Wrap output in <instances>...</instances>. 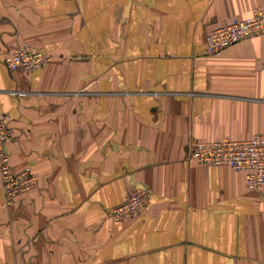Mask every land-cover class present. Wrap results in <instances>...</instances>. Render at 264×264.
Masks as SVG:
<instances>
[{
  "label": "crops",
  "instance_id": "1",
  "mask_svg": "<svg viewBox=\"0 0 264 264\" xmlns=\"http://www.w3.org/2000/svg\"><path fill=\"white\" fill-rule=\"evenodd\" d=\"M254 10L264 0H0L5 152L36 177L9 205L0 172V264H264V193L187 159L264 134V32L205 51ZM21 46L53 60L8 70ZM132 188L149 202L116 221Z\"/></svg>",
  "mask_w": 264,
  "mask_h": 264
},
{
  "label": "built area",
  "instance_id": "2",
  "mask_svg": "<svg viewBox=\"0 0 264 264\" xmlns=\"http://www.w3.org/2000/svg\"><path fill=\"white\" fill-rule=\"evenodd\" d=\"M264 32V10H254L246 19L233 18L227 24L212 30L205 40L207 54H217L225 48ZM51 54L29 46H21L5 57L8 70L30 72L48 66ZM260 69L264 72V61ZM15 131L10 115L0 111V172L6 202L15 204L22 195L30 191L36 182L31 170H14L5 146L12 141ZM187 159L200 164L229 166L244 173L248 189L264 193V134L245 140L223 137L194 143ZM150 191L132 188L124 202L111 210L116 221L132 218L142 213L149 202Z\"/></svg>",
  "mask_w": 264,
  "mask_h": 264
}]
</instances>
